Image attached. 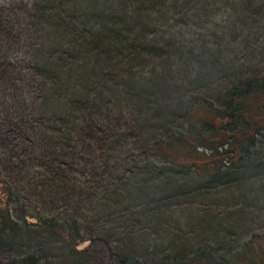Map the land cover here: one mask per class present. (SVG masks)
Returning <instances> with one entry per match:
<instances>
[{"label": "rangeland", "instance_id": "1", "mask_svg": "<svg viewBox=\"0 0 264 264\" xmlns=\"http://www.w3.org/2000/svg\"><path fill=\"white\" fill-rule=\"evenodd\" d=\"M31 1L0 0L10 29L0 36V130L12 133L0 146L1 264L32 251L42 264H264V93L235 94L244 107L240 114H230L228 104L235 87L264 76V0H164L162 12L147 0H101L110 16L147 26L150 42L163 46L164 55L144 67L129 62L127 72L96 89L103 102L120 99L118 106L102 105L108 115L99 124L111 126L107 116L116 114L120 122L104 147L79 138L92 154L88 166L97 167L87 173L78 170L84 161L79 153L60 157L70 159L69 166L52 159L53 173L47 160L37 161L46 148L37 133L46 132L52 144L49 125L62 108L57 93L46 92L37 77L32 81L37 39L13 18L25 16ZM126 87L139 93L137 103L124 99ZM194 95L213 103L217 134L209 140L236 133L231 160L199 145H188L191 155L174 152L172 160L152 151L182 148L180 134L198 141L209 125L198 119L202 109L193 119L184 114ZM196 117L194 128L188 118ZM21 149L23 161L16 155ZM70 166L64 172L71 186L63 188V170ZM77 221L79 232L71 235Z\"/></svg>", "mask_w": 264, "mask_h": 264}, {"label": "trees", "instance_id": "2", "mask_svg": "<svg viewBox=\"0 0 264 264\" xmlns=\"http://www.w3.org/2000/svg\"><path fill=\"white\" fill-rule=\"evenodd\" d=\"M86 1L87 4L84 6L80 0H32L30 9L29 4L27 3L28 10L25 11V16L20 19V16L13 17L19 22L22 21L25 28H31V37H36L37 39L38 46L37 51L35 52L34 62L35 70L32 67V71H34L35 74H33L32 81L36 83V77L37 79L39 78L40 81L38 79V82H41L44 86L46 85V92H55L57 93L56 95H59V97L57 96L55 99L52 96V98L56 100V103H58L57 106L62 108L61 110L59 108L57 116L55 114L56 119L58 118L57 121H55L53 125H49L54 133V141L50 144L51 140L46 137V132H42V134L41 132H38V137L36 138H39V140L41 139L42 141L40 142L42 143L44 138H46L44 144L46 148H44V145L42 144L44 150L38 160L34 155L29 157L31 159L35 158L37 161L47 160V162L44 163L47 164L50 173H53L51 170L54 167V165L50 163L52 159H58L60 164L65 163L67 166L71 165L70 159L60 158L69 153L72 156L77 153L81 154L82 159H84L78 167V170L81 173L96 170L95 168L97 167L88 166L90 158L87 156H91L92 154H90L91 152H88L89 150L84 146L80 147L81 143H79V138L84 140V138L88 136L87 139H89L91 143H96V146L101 145L104 147L108 137H111L115 131L111 128L113 126L115 127L116 123L120 122V117L116 114V117L113 115L107 116V119L113 118L114 123L112 122L111 126L106 124L104 128L102 127V124H99V120L102 117L105 118V115H108V113H106L107 111L103 113L105 107L102 105L109 103V101L112 103L113 101L114 104L112 105L118 106L120 105V99L115 97L113 100L105 99L103 102L102 97L98 94L96 89L103 84H107L110 78H118L120 74L127 72L129 70L127 64L129 62L128 65L131 67L133 65L144 67L143 65L147 60L153 61V59H158L160 56L164 55V52L162 51L164 50L163 46H157L156 42H150L151 39L148 38L147 32L144 31L147 29V26L144 28V25L139 26L136 24L137 21L141 22L140 20H137L136 16H134L135 19L133 18L136 25L134 26L133 24V26H129L128 24L126 25L124 16L119 14H112L110 16L106 11V7L101 5V0ZM120 1L122 2V0ZM147 1L152 2V4L146 5H150L151 8H153L152 5H154L156 11H159V8H161L160 1H163L162 3L166 2L164 0ZM171 1H174L175 3L176 1L177 3L179 2V0ZM127 2H129V0H127ZM20 8L21 6L19 9ZM85 8H88L89 11ZM251 8L255 9V7ZM0 10H2V7H0ZM11 12L13 15L14 12L12 10ZM138 13L141 12L136 11V14ZM8 26L9 25L5 23L4 17L0 16V36L10 30ZM21 28L18 33H16L18 37L21 36ZM47 39L48 41L46 42ZM167 45L169 44L167 43ZM138 61L141 62L138 63ZM89 64H91L90 67H88ZM126 67L127 70L125 69ZM63 72H65L66 75ZM2 74L5 76L6 72L2 70ZM245 84L246 86L239 85L230 91L229 101L227 100L231 107V110H229L230 114H240V112L244 110L242 103L239 100H235V94L237 96L250 97L253 95L257 96V94H260L261 92L262 94L264 93V76L251 80L250 82L248 81ZM62 86L65 87L64 90L59 89ZM39 87V93L44 94V88L41 87V89ZM123 92L125 100L137 103L135 98L140 97L139 93H136L128 87H126ZM17 95L14 102H17ZM61 96L65 98L64 100L62 98L63 101L60 100ZM188 98L189 99L186 101L187 105L184 107V114L193 119L196 110L202 109L204 115L198 117V119L207 121L209 126H207L206 129L201 130L203 132L199 133L198 141H196L197 136L195 137V140H193L194 136H192L191 133L190 136L186 134L182 136L180 134L178 138H180L179 145H181L182 148H177L176 146L169 144L166 146L167 149L160 150L157 148V150L152 151L162 157L164 156L168 160H172L175 155L174 152L179 153L180 155H191L189 147H194V145L196 147L199 145L205 146V148L208 147L210 150L208 152L204 150L200 151H204L208 154L216 151L222 155V159L231 160L230 156L234 151L232 140L235 138L236 133L229 131L227 137H220L217 141L214 139L209 140V135L214 136L217 134L214 128L216 112L213 108V103L211 99H197L196 95L189 96ZM121 105L124 104L121 103ZM55 108L53 104V110ZM4 111L6 112L3 117L7 120V115L10 112H7L6 108H4ZM17 111H20V109ZM18 114L19 113H17L16 116H18ZM80 117L81 122L78 121ZM189 118L188 120L192 126L194 125V128L199 126L197 117L195 120L196 122ZM35 122L36 119H33L34 132L36 131ZM26 125H30V123L27 122ZM7 130L10 129L8 128L6 131L4 129L0 130L1 148H4L7 142L12 138H10V134L12 135V133ZM101 130L103 133L100 132ZM90 141L88 143H90ZM193 141H196V143H193ZM84 144L85 143H83V145ZM39 147L41 146L39 145L38 149ZM52 150L54 154L50 155ZM5 151H10L8 146ZM24 151L21 149L20 152H16V155L21 157V161H23V157L20 154L22 152L24 153ZM46 155H48V157ZM19 159L17 161H19ZM57 164L58 163H56V165ZM193 166L196 168V165L193 164ZM64 168L63 172L69 170L71 166ZM62 176L59 185L63 188L71 186L69 174L64 172ZM50 183L51 190H54L52 179ZM4 217L6 218L7 224H10L12 227L14 218H11L9 213L4 215ZM73 225L75 228L74 230H70L71 235L79 232L80 228L79 221ZM35 253L36 252L32 251V253L25 256L17 257L13 260V263L29 264L27 261H31V264H42V262H37V259L34 258ZM32 257L34 258L33 261L31 260Z\"/></svg>", "mask_w": 264, "mask_h": 264}, {"label": "water", "instance_id": "3", "mask_svg": "<svg viewBox=\"0 0 264 264\" xmlns=\"http://www.w3.org/2000/svg\"><path fill=\"white\" fill-rule=\"evenodd\" d=\"M0 264H1V261H0Z\"/></svg>", "mask_w": 264, "mask_h": 264}]
</instances>
